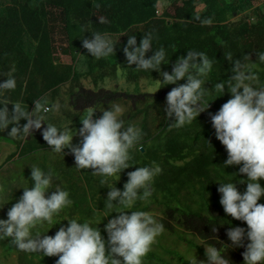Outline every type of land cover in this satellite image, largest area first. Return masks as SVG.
<instances>
[{"label":"clouds","instance_id":"1","mask_svg":"<svg viewBox=\"0 0 264 264\" xmlns=\"http://www.w3.org/2000/svg\"><path fill=\"white\" fill-rule=\"evenodd\" d=\"M181 1L169 16L167 1L157 0L153 16L139 23L134 13L146 7L137 0H82L65 19L64 8H55L45 33L27 35L31 52L20 63L27 70L18 65L17 91V64L0 83L4 163L23 156L21 144L44 157L53 149L61 158L68 148L74 156L64 159L87 170L76 173L62 161L48 174L31 167L34 186L0 219V255L11 254L3 264H143L146 255L192 264L184 250L195 247L206 248L200 264H264V0H239L228 19L209 10L217 0H190L181 18ZM105 6L113 23L120 12L134 24L99 32L104 25L92 20L105 22ZM138 33H146L140 43ZM253 36L257 43H248ZM240 47L258 53L257 61L233 63ZM86 77L94 80L91 90L76 91ZM147 85L155 91L135 96ZM148 97L145 108L136 104L133 116L144 114L137 128L130 126L119 102ZM67 100L74 110H65ZM152 107L163 109L154 125ZM90 191L106 198L96 202L109 222L90 210Z\"/></svg>","mask_w":264,"mask_h":264},{"label":"rangeland","instance_id":"2","mask_svg":"<svg viewBox=\"0 0 264 264\" xmlns=\"http://www.w3.org/2000/svg\"><path fill=\"white\" fill-rule=\"evenodd\" d=\"M168 3V11H169V16L175 15L176 12V7L180 5V3L182 2L181 0H166ZM179 2V5H178ZM254 2H258V0H255ZM183 4V3H181ZM201 6H198L197 10H201L200 9ZM257 13H254L252 15H259L260 11H256ZM243 18H246L244 16V13L242 14ZM251 21L253 22H245L243 24L244 27H248V24H254L257 20V17L255 18H250ZM237 24V23H236ZM240 25V24H239ZM259 39V37L253 36L252 38H249L247 40L248 43L251 44H255L257 43V40ZM261 43V42H260ZM54 45H56L57 47L55 48V51L57 53L61 54V50L58 49V47H61V49L65 48L64 46L61 45L60 43V39H59V35L58 32L55 33L54 35ZM257 55L258 53H255L253 50H251L249 47H240L237 48L234 55H232V62L234 63L236 61V59H240L241 63L244 65L245 67H249L250 65H252L253 63H255L257 61ZM60 59L62 58L61 55L59 57ZM229 61V64L231 66H234V64ZM256 66V64H254ZM259 65H257L258 67ZM245 70V69H243ZM94 80L92 78L86 77L83 78L79 83H77V88L76 91H81V88L84 86L87 89L91 90V87L94 85ZM155 85H151V87H149V85H147L145 87V89L141 88L142 90H147V91H137L135 96H141L145 93H152L153 91H155ZM101 87V86H99ZM70 89V85H66L64 87V91H68ZM69 92V91H68ZM68 92H65L64 97L67 98L68 97ZM151 98V97H150ZM150 98L148 97L149 100H147V102H144L143 100L139 101V103H135L138 100H135L134 98L126 101H120L119 102V106L122 107V112L125 113L126 117L129 119V124L130 126H134L136 127V125L138 124V122L141 120L142 116L144 115L143 113L140 114L138 116V118H135L133 116L134 112L136 111V104L139 105L141 108H145L147 106L148 102H152L150 100ZM140 99V98H139ZM125 104V106H124ZM134 107V109H133ZM221 108L220 105H213L212 107H210L211 110H219ZM74 110V108L71 106L70 100L66 101V109L65 110ZM163 110L160 107H152L151 108V113L149 116V120L151 122L152 125H154L155 120L158 116V114L160 113V111ZM124 117V115L119 116V119L122 120V118ZM130 117V118H129ZM137 128V127H136ZM140 127H138L139 129ZM77 142H75L73 145H75ZM15 145V144H14ZM17 150L19 152H23V156L21 158L15 159V160H11V162L5 164L4 163V156L2 154L5 153L4 151L0 152V219L3 220H7L8 219V211L10 210V208L13 206L14 200H19L20 197L23 195L24 189L23 188H29V187H33L34 186V180H32L31 177V167L35 166V167H39L45 174H48V171L52 170L54 168L55 165L53 161H62L63 163H70L71 166L74 167L76 173H84L85 170H81L79 168L76 167V163H74V161L72 159H64L67 155H73L70 151V149L65 148L63 150V152L57 153L61 156L57 157L55 155H53V149H48V152L46 153V156L44 157V153L42 152H38L36 154H31L28 155L26 149H24V146H22L20 144V147L17 148ZM9 151V149L7 150ZM6 151V152H7ZM74 156V155H73ZM39 157V160L37 163H35L33 160ZM85 185L87 187L91 188V184L89 180L85 181ZM89 200H92L91 202V208L90 210L92 211V213H94L95 215H97L98 217H100L103 220H106L109 222L111 219H109V211L108 209L100 206L96 200H105L106 198H102L100 199L96 197V195L90 191L89 192V196H88ZM72 200H76V199H72ZM73 207L75 210H77L76 207V203L73 202L72 203ZM74 219L80 223V221L83 219V216L81 215H77L76 217H74ZM62 220H66L64 218H62ZM46 226H44L45 224ZM49 225L48 222H42L37 224V227H34L33 229H30V232L34 231L37 234L38 230H42L44 228H46ZM37 230V231H36ZM152 245H156L155 241ZM207 247H211L210 245H208ZM213 247V246H212ZM215 247V246H214ZM160 249V254H164L161 252V248ZM165 250H167L168 252H170L168 250V248L165 246ZM206 252V248H190L188 250H184L185 256H191L192 257V264H200V261H206L207 257L205 255ZM7 258H6V257ZM11 258V254L9 255H0V264H3L4 261L9 260ZM151 261H149V260ZM15 258L13 259L14 262ZM13 262L11 264H13ZM195 262V263H194ZM143 264H172L171 261L169 259H164L161 263H158L155 260H152L151 258L147 257V255L143 258ZM230 264V262H229Z\"/></svg>","mask_w":264,"mask_h":264},{"label":"trees","instance_id":"3","mask_svg":"<svg viewBox=\"0 0 264 264\" xmlns=\"http://www.w3.org/2000/svg\"><path fill=\"white\" fill-rule=\"evenodd\" d=\"M82 0H0V83H3L8 77L9 71L13 70L17 64L15 72L11 78L15 80L14 91L18 89V65L27 70L26 66H22L20 63L26 64V60H23V56L30 54L25 45V39L28 34L32 33V36L36 35L42 29L45 33L49 21L51 19V12L59 6L64 8V12L61 14L63 19L67 17L66 12L73 11L75 4H80ZM139 6H145L146 11L138 10L135 12L137 22H146L149 20L156 9L157 0H137ZM217 0L215 4H211L209 10L214 12L218 17L222 19H228L227 13L235 11L236 5L239 0ZM10 4L9 6H7ZM191 6L190 0H186L185 7L179 8L177 16L185 17L187 11ZM48 8V9H47ZM61 12V9H58ZM112 7H103V19L104 23H99L98 19H93L92 24L104 25V28L99 32H120L130 28L134 22L124 19L125 13H115V22L111 21L113 17ZM146 32L145 30H142ZM146 33H138L136 36L137 43H140ZM186 41L190 44L191 36L187 35ZM47 50V49H45ZM48 51V50H47ZM44 77L48 75V68L44 66L42 73ZM64 77L62 80L68 78ZM22 89H19L21 91ZM74 98L76 95L73 94ZM84 96H80L79 100H82ZM93 101V98H88Z\"/></svg>","mask_w":264,"mask_h":264},{"label":"bare ground","instance_id":"4","mask_svg":"<svg viewBox=\"0 0 264 264\" xmlns=\"http://www.w3.org/2000/svg\"><path fill=\"white\" fill-rule=\"evenodd\" d=\"M76 5V4H75ZM45 224V223H44ZM37 227V226H36ZM33 229V228H32ZM34 230V229H33ZM37 231V230H36ZM163 248V250H165L164 249V247H162ZM169 251H171V250H169ZM162 255V254H161ZM6 257V256H5ZM7 258V257H6ZM149 261H151V260H149ZM161 263V262H160ZM195 263V262H194Z\"/></svg>","mask_w":264,"mask_h":264}]
</instances>
